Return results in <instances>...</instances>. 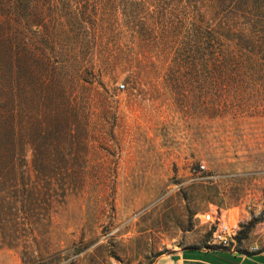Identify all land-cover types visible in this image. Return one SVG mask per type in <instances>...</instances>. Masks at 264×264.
Masks as SVG:
<instances>
[{"label":"rangeland","instance_id":"1","mask_svg":"<svg viewBox=\"0 0 264 264\" xmlns=\"http://www.w3.org/2000/svg\"><path fill=\"white\" fill-rule=\"evenodd\" d=\"M207 215L264 240V0H0V264H153Z\"/></svg>","mask_w":264,"mask_h":264},{"label":"crops","instance_id":"2","mask_svg":"<svg viewBox=\"0 0 264 264\" xmlns=\"http://www.w3.org/2000/svg\"><path fill=\"white\" fill-rule=\"evenodd\" d=\"M153 264H264V245L262 240H247L236 250L214 243L210 248H179L161 255Z\"/></svg>","mask_w":264,"mask_h":264},{"label":"built area","instance_id":"3","mask_svg":"<svg viewBox=\"0 0 264 264\" xmlns=\"http://www.w3.org/2000/svg\"><path fill=\"white\" fill-rule=\"evenodd\" d=\"M123 85H120V88L123 89ZM205 171L204 165H198L197 172L202 174ZM205 223L213 226L212 232V241L214 244L219 245L221 247H230L233 242V238L235 236V228L231 227L229 224L225 222H220L219 220H212L211 215H207V218L204 219ZM264 245V240H263ZM256 250V249H252Z\"/></svg>","mask_w":264,"mask_h":264},{"label":"trees","instance_id":"4","mask_svg":"<svg viewBox=\"0 0 264 264\" xmlns=\"http://www.w3.org/2000/svg\"><path fill=\"white\" fill-rule=\"evenodd\" d=\"M250 228V226H248V229ZM246 238V234L243 233V234H240L239 236L236 237V239L238 241H241V240H244Z\"/></svg>","mask_w":264,"mask_h":264}]
</instances>
